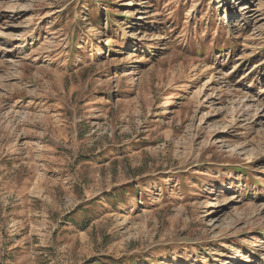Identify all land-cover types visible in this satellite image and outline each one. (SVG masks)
Instances as JSON below:
<instances>
[{
	"label": "rangeland",
	"instance_id": "obj_1",
	"mask_svg": "<svg viewBox=\"0 0 264 264\" xmlns=\"http://www.w3.org/2000/svg\"><path fill=\"white\" fill-rule=\"evenodd\" d=\"M0 264H264V0H0Z\"/></svg>",
	"mask_w": 264,
	"mask_h": 264
}]
</instances>
